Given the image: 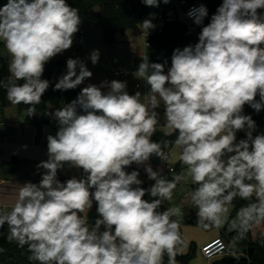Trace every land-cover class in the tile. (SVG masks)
Listing matches in <instances>:
<instances>
[{
    "label": "clouds",
    "instance_id": "1",
    "mask_svg": "<svg viewBox=\"0 0 264 264\" xmlns=\"http://www.w3.org/2000/svg\"><path fill=\"white\" fill-rule=\"evenodd\" d=\"M142 2L158 7L161 0ZM259 9L264 0H222L204 25L207 7L194 6L188 17L204 25L197 43L174 49L167 71V61L141 57L134 75L149 86L143 100L139 91L128 92L127 81L104 80L56 109L58 130L47 135V159L36 166L44 170L40 181L20 185L10 210L0 209L7 242L26 248L36 264H178L187 247L185 213L172 202L178 185L190 181L186 199L197 227L227 226L234 233L227 254L239 260L238 242L264 224V133L254 134L256 122L244 114L245 105L264 109ZM81 22L66 0H9L0 8V43L8 54L0 88L12 105L36 114L51 83L42 78L45 65L72 47ZM139 26L155 27L151 19ZM89 59L96 65L99 50ZM92 76L84 60L68 58L53 90H74ZM158 131L165 139L154 141ZM238 132L245 138L238 140ZM171 147L183 170L169 169V178L150 160L168 161ZM133 164L154 181L150 187H141L138 170L126 171ZM66 165L84 175L61 182ZM237 201H243L238 208ZM94 202L98 218L90 224Z\"/></svg>",
    "mask_w": 264,
    "mask_h": 264
},
{
    "label": "rangeland",
    "instance_id": "2",
    "mask_svg": "<svg viewBox=\"0 0 264 264\" xmlns=\"http://www.w3.org/2000/svg\"><path fill=\"white\" fill-rule=\"evenodd\" d=\"M186 3H200L202 0H170L169 3L176 4L179 9L182 8V2ZM159 23L155 24L153 29L149 31L143 30L138 24L124 37L118 36L116 43L113 45H107L103 42L101 28L97 23L91 24L84 28L85 45L80 46L78 44L79 31L75 34L73 45L70 49L64 51L62 54L57 55L50 61H55L58 57L62 59L73 58L74 52L78 54H84L87 58L86 65L88 69L93 73V76L86 79L83 83V87L88 84L99 85L104 80H120L127 81V90L129 93L134 94L137 92L135 84L142 83L143 80L137 79L135 75H125L123 77H115L113 75V69L119 66L130 68L135 61L141 63V57L147 54V47L145 45L146 37L144 34L153 32L157 29ZM98 49L100 52V59L96 65H93L89 59L90 53L93 50ZM0 58L8 60V54L4 49L2 43H0ZM139 66V65H137ZM60 77V76H59ZM58 77V78H59ZM58 81V80H57ZM139 92L142 94V90ZM57 108L49 105L48 112L51 123L44 124L40 122V117L37 115L36 121L34 122L27 111H20L17 105H10L4 110V120L9 124V128L5 129L2 127L4 133H0V163L9 156H15L24 160L22 166L9 177H5L0 174V209L10 210L11 205L17 198L20 185L25 182L38 183L41 179V173L43 169H37V164L47 159V135H55L58 130L57 121L53 118L52 113ZM26 146V147H25ZM171 160L176 167L178 164V150L172 147L170 149ZM177 160V161H176ZM25 161H29L27 164ZM135 165V164H134ZM2 164H0V169ZM183 168H178L177 173H180ZM1 172V170H0ZM38 176L37 178H34ZM76 176L77 178L82 177L81 169L69 168L67 165L65 168L58 172V179L61 182ZM144 183V179H141ZM142 183V184H143ZM154 181L147 180L146 188L150 187ZM192 189L191 182H182L178 185L174 192V199L172 204L175 206H182L185 213L182 221V235L187 243L185 254L188 253L190 244L195 247V256L189 261L188 264H210L212 260L206 259L202 253V242L214 237L228 238L232 233L225 228L217 230H203L195 225L186 223L187 216L191 215V212H195V208L191 205L190 201L184 199L183 196ZM145 199H149L146 195ZM170 206L168 203H165ZM232 216H235L232 212ZM6 231L7 227L5 226ZM252 237L255 241H261L264 248V224L256 227L252 231ZM231 241V240H230ZM245 245L238 242L236 251L241 255L243 251L247 250ZM178 264H181L178 262Z\"/></svg>",
    "mask_w": 264,
    "mask_h": 264
},
{
    "label": "trees",
    "instance_id": "3",
    "mask_svg": "<svg viewBox=\"0 0 264 264\" xmlns=\"http://www.w3.org/2000/svg\"><path fill=\"white\" fill-rule=\"evenodd\" d=\"M208 9V17L204 20V25L210 22L212 14H214L217 8L222 3V0H202ZM9 0H0V8L5 6ZM66 2L79 10L81 15V24L79 27L83 29L91 24L97 23L102 32L103 42L107 45H113L117 41L119 35H123L126 32L132 30L136 25L141 24L145 19H149L151 16L159 11L158 7H148L142 0H66ZM258 12L261 18H264V9H259ZM204 25H196L193 21H184L174 9H164L162 13V26L157 28L152 34H149L147 42L149 47L147 48V55L150 62L165 63V68L171 65V56L173 50L176 48H183L188 45H194L198 42L199 33ZM8 60L0 58V78H6L8 76ZM66 72V61L59 58L55 61H50L45 65V71L42 78L48 79L50 87L44 93L41 99V103L36 105L37 112L35 114V120L37 115L40 117V122L44 124H50L48 106L52 105L57 109L64 104L71 102L77 96V91L72 90L64 93L62 91H54V85L57 82V78L60 74ZM132 94V93H130ZM259 99V97H257ZM11 103L7 100L6 90L0 88V123L3 121L4 110L8 108ZM20 111H27V105H17ZM244 114L251 115L256 122V133H264V109L259 113L253 110L250 106H244ZM175 136L168 139H174ZM245 133L238 132L237 139H244ZM152 139L154 141H160L165 139L163 132H157ZM172 148V147H171ZM170 148V149H171ZM183 168L178 162L176 170ZM138 170L140 175L142 173V167L137 168L136 165H132L127 168L126 171ZM82 176L84 175L81 169ZM141 187L146 188L145 184ZM193 187V186H192ZM243 201H237V208ZM167 208V205H164ZM191 215L187 216L186 223L190 225L196 224V214L191 212ZM235 214V210H233ZM3 235H0V248L4 251L0 253V264H36V262L29 259L30 253L27 249H21L17 247L15 243H8L6 240L7 231L6 228L0 229ZM182 232V229H181ZM250 234L247 238L239 243L247 247V256L240 257L239 260L227 255L217 258L210 264H264V248L250 240ZM234 233L229 235L230 238ZM253 249L252 253L250 250ZM195 256V248L191 245L186 255L177 257V261L181 264H188L189 261ZM167 258H165L166 260Z\"/></svg>",
    "mask_w": 264,
    "mask_h": 264
},
{
    "label": "built area",
    "instance_id": "4",
    "mask_svg": "<svg viewBox=\"0 0 264 264\" xmlns=\"http://www.w3.org/2000/svg\"><path fill=\"white\" fill-rule=\"evenodd\" d=\"M183 6L181 9L178 8V6L176 4L173 3H168V4H164L161 0V3L159 4V11L154 14L153 16H151L149 19H151L152 23L155 24L157 22H161L162 21V13L164 9H174L176 10V12L178 13V15L186 22H191L193 21L192 19H190L187 15L188 11L194 7V6H199L200 4H204L206 6V4L204 2H200V3H186L183 2L182 3ZM207 7V6H206ZM84 35H85V31L84 28L79 30V39H78V44L80 46H84L85 45V40H84ZM149 35H146V42L145 45L148 48L149 47V43L147 42V38ZM73 58H80L82 60H84L85 62H87V58L84 54H78L76 52H74L72 54ZM149 57V56H148ZM138 66L133 64L129 69L125 68L123 66H119L113 69V75L115 77H123L125 75H130L133 74L137 71ZM146 82H142V83H137L135 84V88L136 89H140L144 86H146ZM83 88V84H81L80 86H78L76 89H74L75 91H77V95L79 94V92L81 91V89ZM72 90H67V91H62L64 93L70 92ZM76 95V96H77ZM170 159V157H169ZM153 164V169L154 170H162V174L169 177L171 176V173L169 171V169H174L175 172L177 173L176 167L170 162V160L168 161H162L161 159H159L156 156H152L151 160H150ZM184 199H186V194L183 196ZM94 204L93 203V207L92 209L89 211V213L94 209ZM88 213V215H89ZM98 218V213L96 212V215L93 217V224L95 222V220ZM89 219V218H88ZM91 219H89L90 221ZM259 245L263 246V243L260 242ZM227 243L226 241L221 238V237H217L214 238L213 240L207 242L205 245L202 246L201 249V253L202 255L208 259V260H212V259H216V258H220V257H224L227 256Z\"/></svg>",
    "mask_w": 264,
    "mask_h": 264
},
{
    "label": "crops",
    "instance_id": "5",
    "mask_svg": "<svg viewBox=\"0 0 264 264\" xmlns=\"http://www.w3.org/2000/svg\"><path fill=\"white\" fill-rule=\"evenodd\" d=\"M183 2H186V1H183ZM182 2V3H183ZM157 23H159L158 24V27L157 28H159V27H161L162 26V21L161 22H157ZM156 24V23H155ZM154 24V25H155ZM156 30V29H155ZM154 30V31H155ZM131 31V30H130ZM130 31H128V32H130ZM153 31V32H154ZM128 32H126L125 34H123V35H119V36H125ZM153 32H150V33H146V34H144L145 36L146 35H149V34H152ZM118 38V37H117ZM60 57H58L57 59H59ZM56 59V60H57ZM65 60V59H64ZM65 61H67V59L65 60ZM135 65H139L140 63H138L137 61H135V63H134ZM168 67H170V66H167L166 68H165V71H167V68ZM65 72H63L62 74H64ZM62 74H60L59 76H61ZM58 76V77H59ZM57 80H58V78H57ZM141 90H142V96H141V99L143 100L144 99V95L145 94H147V92L149 91V86L148 85H146V86H144V87H142V88H140ZM140 89H136V90H140ZM135 93V92H134ZM158 111H159V114H160V116H161V124H163V106H161V108L160 109H158ZM31 118H32V116H30ZM32 120L34 121L35 120V118H32ZM2 127H4L5 129H8L10 126H9V124H7L6 123V121L4 120V117H3V121L0 123V133H4V131H3V129H2ZM6 133V132H5ZM4 133V134H5ZM170 162L174 165V163L172 162V160H171V152H170ZM177 161V160H176ZM24 162V160L23 159H21V158H17V157H15V156H9L8 158H5L0 164H2V167H1V172H0V174L1 175H3V176H5L4 174H3V172H2V169L3 168H5V167H10V166H14V167H16L15 168V170L12 172V174L11 175H9V176H12L21 166H22V163ZM27 164H29L30 162L29 161H25ZM179 162V161H178ZM150 164H151V166L153 167V164H152V162L150 161ZM134 165V164H133ZM9 176H5V177H9ZM38 176H35L34 178H37ZM139 178L140 179H144V183L143 184H147V180H149L148 179V177H147V174H146V172L144 171V169H143V167H142V173H141V175L139 176ZM96 215V204H94V209L89 213V215H88V218L89 219H91L90 221H89V223L90 224H93V217ZM215 238V237H214ZM221 238H223V237H221ZM225 241H226V243H227V245L229 244V242H230V240L232 239V238H230V237H228V238H223ZM211 240H213V238H211V239H208L207 241L206 240H204L203 242H202V246L203 245H205L207 242H209V241H211ZM250 240L253 242V243H256V244H259L261 241H255V238H253L252 237V232H251V234H250ZM191 245L194 247V245L193 244H190V247H191ZM195 248V247H194ZM247 249V248H246ZM247 256V250L245 251H243V253L240 255V257H246Z\"/></svg>",
    "mask_w": 264,
    "mask_h": 264
},
{
    "label": "water",
    "instance_id": "6",
    "mask_svg": "<svg viewBox=\"0 0 264 264\" xmlns=\"http://www.w3.org/2000/svg\"><path fill=\"white\" fill-rule=\"evenodd\" d=\"M32 118H35V114L32 115ZM16 167L10 166V167H5L2 169V172L5 176H9L12 174V172L15 170ZM149 199H152L149 195H147ZM253 249L250 250V253H252Z\"/></svg>",
    "mask_w": 264,
    "mask_h": 264
}]
</instances>
